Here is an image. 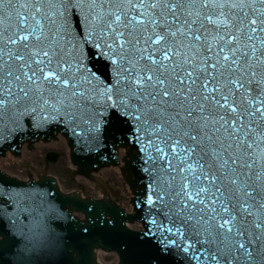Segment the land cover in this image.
<instances>
[{
  "label": "snow or ice",
  "instance_id": "1",
  "mask_svg": "<svg viewBox=\"0 0 264 264\" xmlns=\"http://www.w3.org/2000/svg\"><path fill=\"white\" fill-rule=\"evenodd\" d=\"M53 124L83 169L123 160L132 212L73 199L52 233L43 178L0 173L9 264H264V0H0V142Z\"/></svg>",
  "mask_w": 264,
  "mask_h": 264
},
{
  "label": "water",
  "instance_id": "2",
  "mask_svg": "<svg viewBox=\"0 0 264 264\" xmlns=\"http://www.w3.org/2000/svg\"><path fill=\"white\" fill-rule=\"evenodd\" d=\"M55 131H57L56 125L53 124V125H49L46 128H42L36 131L29 130L25 135L16 137L14 141L10 139L7 142H0V154H3L6 148H11L14 150V152H17L19 143L22 140L26 139L27 141H31L38 139L39 137L48 138L52 136ZM70 144L73 147L74 157L75 160L77 161V164L79 165V171H81L85 175H88V172L91 169H96V167L100 165H105L110 162L113 163L112 161L106 160L104 158L101 159L99 158V159H94L91 166L87 167L86 169H83L81 167V160L83 159L82 154L78 151V149L74 148L71 142ZM33 147L34 148H32V150H29L27 148V144L22 145L19 156H13L9 152L5 153V155L0 158V167L3 166L2 168L6 172L9 171L8 173H13L22 178H27V176L33 175L37 170L38 171L44 170V172L46 173L55 175L57 177L59 186L65 191L78 189L81 190V192L84 195H92V196H97L100 193L99 192L97 194V187H92L91 184L85 181L86 180L85 178L79 177L81 178L79 179L71 175L70 165L68 164V161L66 159L67 157L69 158V148L66 146L63 139L60 138H58L57 140L51 139L48 140L47 142L38 141L34 143ZM49 148H55V150H57L56 148H58L57 151H59L60 153V156L58 157V153L54 151L56 153V158L53 162L46 161L44 157H41L43 155L42 154L43 151L41 150L49 149ZM28 157L29 159L32 160H29ZM22 160H24V162L18 163ZM15 163L18 164L12 165ZM121 165H122V161H120L117 166L113 165L111 167H107L105 169L100 170L98 172V175L102 174L103 176H105L112 198L115 201L119 202L120 204L128 206V202H127L128 192L124 184L121 182V180L118 179L119 177H121V173L119 170ZM110 170H114L116 172L115 177L117 179L111 174L112 172ZM41 178H43V182L39 183V189L42 191H47L50 194V196L55 197V199L53 200V204L56 206V208L49 209L46 204L41 205L40 200L37 198L33 210V215L35 216L36 220L39 222L40 229H48L52 233L64 234L69 230L68 221L63 216H61L56 211V209H60L64 212L78 211L75 208L74 204L72 203V200L77 199L82 201L84 199H80L79 196L70 197L69 195H61L57 192L52 179L44 178V177ZM16 182H17L16 186L28 190L29 182L23 183L17 180ZM29 207H33L31 202L29 203ZM21 222L24 224L28 223V221L23 220V217L21 218ZM25 230L27 231V229ZM94 248H101L104 250H115L116 252H118L114 247L105 243H101L98 246H94L93 249ZM14 259L15 257L11 253L5 252L0 254V264H9V262L13 261ZM89 264H95L93 252H91L89 256Z\"/></svg>",
  "mask_w": 264,
  "mask_h": 264
},
{
  "label": "rangeland",
  "instance_id": "3",
  "mask_svg": "<svg viewBox=\"0 0 264 264\" xmlns=\"http://www.w3.org/2000/svg\"><path fill=\"white\" fill-rule=\"evenodd\" d=\"M101 263L102 264H115L113 262V255L109 254V255H103L102 259H101Z\"/></svg>",
  "mask_w": 264,
  "mask_h": 264
},
{
  "label": "bare ground",
  "instance_id": "4",
  "mask_svg": "<svg viewBox=\"0 0 264 264\" xmlns=\"http://www.w3.org/2000/svg\"><path fill=\"white\" fill-rule=\"evenodd\" d=\"M98 255H99L98 261L102 262L101 259H102L103 255H106V254L104 252H99ZM114 261H115V259H114ZM115 263H116V261H115Z\"/></svg>",
  "mask_w": 264,
  "mask_h": 264
}]
</instances>
